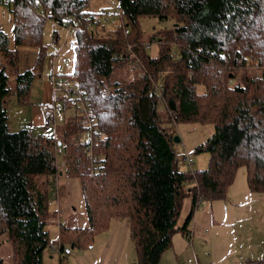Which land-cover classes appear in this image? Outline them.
Listing matches in <instances>:
<instances>
[{
  "label": "trees",
  "instance_id": "1",
  "mask_svg": "<svg viewBox=\"0 0 264 264\" xmlns=\"http://www.w3.org/2000/svg\"><path fill=\"white\" fill-rule=\"evenodd\" d=\"M87 1L6 0L14 46L0 29V235L18 264H42L49 246L47 194L60 174L55 158L61 152L65 170L80 179L87 224H60L58 252L68 243L88 242L111 219L125 218L136 252L132 264H157L188 192L185 229L198 195L223 197L240 164L249 189L264 191V0H116L123 25L115 34L89 28L95 19L84 8ZM72 14L80 23L73 68L59 73L89 98L100 132L93 162L79 138L80 117L63 96V122L54 134L7 125V95L27 102L34 76L31 68L18 69V47L42 53L44 21ZM141 15L174 22L152 39L159 45L156 56L145 53L139 31L124 33L128 24L136 29ZM131 58L138 74L111 80L115 66ZM158 101L170 120L213 123L214 131L194 148L209 153L206 168L178 169L173 133L161 124ZM187 180L193 184L186 188Z\"/></svg>",
  "mask_w": 264,
  "mask_h": 264
},
{
  "label": "rangeland",
  "instance_id": "2",
  "mask_svg": "<svg viewBox=\"0 0 264 264\" xmlns=\"http://www.w3.org/2000/svg\"><path fill=\"white\" fill-rule=\"evenodd\" d=\"M116 0H88L84 6L85 10L94 13L95 21L90 24L89 28L100 34H115V30L123 25V21L115 9ZM124 20V19H123ZM126 23V21H125ZM173 20L159 19L151 15H141L137 20L136 29L131 28V25H126V28L131 29V33L135 30L139 31V39L145 46V53L149 56H156L159 51V45L156 40V32L160 30H168ZM0 29L6 32L8 36V46L12 48L13 34L12 22L9 12V6L6 0H0ZM42 45L43 52L39 53L37 47L19 46L18 47V69L24 70L31 68L34 71V76L30 83L29 97L27 102H18L14 94L7 95L6 107L8 114V129L16 130L25 122H28L30 116L34 114L33 104L37 102L40 96V90L45 86V72L51 68L52 61L59 65L62 73H69L73 68L74 50L73 41L75 39L74 28L70 32H66L63 27L56 25L49 18L43 23L42 29ZM175 45H172V51ZM41 55L40 62L37 63L38 55ZM1 58V55H0ZM67 61L66 63L64 61ZM133 59L129 61H120L110 74L111 80L127 81L132 79L135 74H138L139 65H132ZM197 90L201 91L203 86L197 85ZM10 98V100H9ZM11 101V102H10ZM10 102V103H9ZM33 107V108H32ZM156 109L160 113L161 124L174 135L179 137V141H173V149L175 152L177 167L180 170H197L206 168L209 159V153L206 150L195 151L196 145L205 141V139L214 131L212 122L198 121H173L167 117L165 106L161 101L156 103ZM69 111L66 112V115ZM65 115V116H66ZM63 122V114L58 112L55 116L54 125L45 127L42 122L40 127L30 128L34 134L51 135L55 129L61 126ZM21 123V125H17ZM20 126V127H18ZM187 157V159H184ZM56 165L60 174L55 177V186L51 185L47 194V211L45 228L48 231L49 239L56 244L58 241V229L60 224H65L69 227H81L87 224V215L85 212L84 200L82 196L81 183L78 176L65 170L63 165V155L61 152L56 153ZM193 180H187L183 183L184 187L192 185ZM55 190V191H54ZM230 196H235L237 201V209L245 210L250 216L249 220L236 222L241 229H250L258 231L261 222L258 216H264V191L251 190L247 185L246 167L243 164L238 165L230 184L226 187L223 197L209 199L203 196L200 204L196 206L194 213L198 209L222 211L224 205L231 202ZM242 198V199H240ZM191 207V193H187L181 200L179 208V216H187ZM249 208V209H248ZM192 217V216H191ZM216 218H213V221ZM123 219H111L108 227L102 231L92 234L88 242L83 243L79 247H71L70 243H66L70 249V254L58 252L57 245L53 248L48 246L42 256V264H108L111 257H116L120 252L118 264H132L135 260V247L131 238L127 240L122 247L112 243L110 250L101 261L99 252L101 250L103 235L108 236L113 228L119 230L118 226L123 223ZM233 225L232 222L225 223V226ZM104 233V234H102ZM124 231L121 229V236ZM128 237L130 235L128 234ZM85 238V237H84ZM117 239V233L114 240ZM113 240V242H114ZM123 239L121 237L120 243ZM87 243L94 246V249H88ZM122 247V249H121ZM113 259L110 264L113 263ZM0 264H18V261L12 253L11 243L0 235Z\"/></svg>",
  "mask_w": 264,
  "mask_h": 264
},
{
  "label": "crops",
  "instance_id": "3",
  "mask_svg": "<svg viewBox=\"0 0 264 264\" xmlns=\"http://www.w3.org/2000/svg\"><path fill=\"white\" fill-rule=\"evenodd\" d=\"M51 68L60 71L59 65H56L53 61ZM52 98L50 83L46 81L43 90H40L37 102L33 104L35 115L30 116L28 122H25L22 126L34 129L40 127L43 108L51 102ZM17 125H21V123ZM230 199L231 202L224 205L222 211L198 209L194 213L195 207L192 217L186 224V229L181 227L185 217L178 216L177 228L171 235L170 246L161 253L157 264H255L264 260V216H258L262 224L259 226L258 231L247 228L241 229L234 224L235 221H246L250 219V216L247 212H244L245 210L237 209V204H234L233 201H237L239 198L230 196ZM213 218L216 219L213 221ZM115 219H123L124 221L118 226L120 231L113 228L108 236L103 235L100 237L103 246L99 252L101 261L105 260L112 243L115 244V248L121 245L123 247L128 238L130 239L126 219ZM227 222H232L233 225L225 226ZM121 229L124 231L123 236H121ZM116 233L117 239L114 240ZM121 237L123 239L122 244L120 243ZM88 249L92 250L94 246ZM119 254L114 259L113 256L111 257L110 261L113 259L112 264L119 263ZM110 261L108 264H110Z\"/></svg>",
  "mask_w": 264,
  "mask_h": 264
},
{
  "label": "built area",
  "instance_id": "4",
  "mask_svg": "<svg viewBox=\"0 0 264 264\" xmlns=\"http://www.w3.org/2000/svg\"><path fill=\"white\" fill-rule=\"evenodd\" d=\"M115 9L119 14V9L116 3ZM52 22L56 25H60L61 27H63L66 32H70L72 28H78L80 26V23L75 14L67 15L62 20L54 19L52 20ZM87 25H89V23H87ZM127 32V28L124 27V33L126 34ZM130 47L131 44H128L127 48L130 49ZM136 60L132 61L133 66L137 65ZM45 76L47 81L50 83L53 98L51 102L47 103L43 108V117L41 121L42 124L45 127H48L49 125H54L56 114L58 112H63L62 96L65 97L70 108L77 112L80 117L81 130L79 138L82 141L83 151L85 152L86 156L90 159V161L93 162V160H95L96 158V154L94 152V142L100 137V132L96 123L95 115L91 111L88 96L82 91V89H80L76 85L73 80L65 77L64 75L55 71L52 68L45 72ZM59 96L61 97L58 98ZM184 159H187V157H184ZM202 199L203 197L201 195H198L197 205ZM48 245L53 248L56 245L58 246V243L56 244L53 240L49 239ZM90 247L91 244H88L87 248ZM62 252L64 254H68L71 252V249L68 245H64L62 248ZM255 264H264V260L258 261Z\"/></svg>",
  "mask_w": 264,
  "mask_h": 264
},
{
  "label": "water",
  "instance_id": "5",
  "mask_svg": "<svg viewBox=\"0 0 264 264\" xmlns=\"http://www.w3.org/2000/svg\"><path fill=\"white\" fill-rule=\"evenodd\" d=\"M173 141H179V137L177 135H174L173 136ZM71 247H72V245H71Z\"/></svg>",
  "mask_w": 264,
  "mask_h": 264
}]
</instances>
